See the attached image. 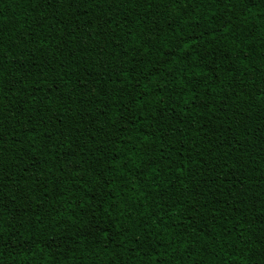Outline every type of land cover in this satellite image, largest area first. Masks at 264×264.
<instances>
[{
	"label": "trees",
	"instance_id": "obj_1",
	"mask_svg": "<svg viewBox=\"0 0 264 264\" xmlns=\"http://www.w3.org/2000/svg\"><path fill=\"white\" fill-rule=\"evenodd\" d=\"M0 45V264H264V0H0Z\"/></svg>",
	"mask_w": 264,
	"mask_h": 264
},
{
	"label": "snow or ice",
	"instance_id": "obj_2",
	"mask_svg": "<svg viewBox=\"0 0 264 264\" xmlns=\"http://www.w3.org/2000/svg\"><path fill=\"white\" fill-rule=\"evenodd\" d=\"M104 2L112 3V2H114V0H104ZM143 2H148V0H143ZM77 18H79V17H77ZM104 23H107V21H105ZM102 31H103V29H98V34H99V32H102ZM0 47H2V45H0ZM0 64H3L2 60H0ZM22 67H23V65L19 66L17 70L19 71L20 68H22ZM19 83H20L19 78H16L14 81H11V82H6L4 74H3V70H2V68H0V93H4L6 87L9 89L16 88L17 84H19ZM84 87H86V84L82 83V88H84ZM3 143H4V141H3L2 135H0V145H2Z\"/></svg>",
	"mask_w": 264,
	"mask_h": 264
}]
</instances>
